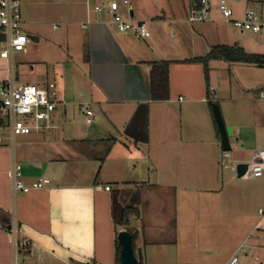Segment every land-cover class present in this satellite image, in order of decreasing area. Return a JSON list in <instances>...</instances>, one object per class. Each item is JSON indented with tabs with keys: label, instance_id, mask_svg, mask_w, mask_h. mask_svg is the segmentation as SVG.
Masks as SVG:
<instances>
[{
	"label": "crops",
	"instance_id": "crops-1",
	"mask_svg": "<svg viewBox=\"0 0 264 264\" xmlns=\"http://www.w3.org/2000/svg\"><path fill=\"white\" fill-rule=\"evenodd\" d=\"M118 1L124 19L147 24L149 38L121 33L109 15L96 14L104 0H21L22 29L36 41L13 56L16 81L55 82L60 104L53 128L19 136L13 147L0 131V224L16 221L19 239L30 243L24 264H117V236L127 228L142 264H226L234 256L237 264H264V177L243 180L242 189L218 172L222 143L210 105L221 110L231 149L233 141L246 158L264 150V67L194 60L219 45L264 55V34L228 22L221 0H210L203 23L189 22L199 0H128L131 10ZM226 1L234 20L248 9L264 19V0ZM155 64L168 70L164 100L152 98ZM68 69L81 83L68 88ZM9 70L0 57V87ZM88 95L99 106L90 124L68 109L76 99L91 107ZM0 119L5 126L1 112ZM13 161L27 185L41 178L50 185L14 197ZM203 195L211 204L205 223ZM123 209L127 227L118 225ZM200 227L208 238L200 240ZM182 228L179 240L160 239ZM14 256L13 236L0 226V264Z\"/></svg>",
	"mask_w": 264,
	"mask_h": 264
},
{
	"label": "built area",
	"instance_id": "built-area-1",
	"mask_svg": "<svg viewBox=\"0 0 264 264\" xmlns=\"http://www.w3.org/2000/svg\"><path fill=\"white\" fill-rule=\"evenodd\" d=\"M123 4L128 10L132 6L128 0ZM21 0H0V57L10 62V70L7 79L0 87V112L4 115L5 126H0V131L8 130V139L11 147L14 146L16 138L19 136L39 133L54 127L53 114L60 104L58 100L57 86L55 82H50L45 87L32 84H19L14 73L13 56L25 50L30 43V39L24 33L22 26ZM93 10L96 14H107L111 18V23L121 33L135 34L140 38H149L150 31L145 22L124 19L120 13V2L118 0H104L102 4L95 5ZM219 10L222 16L236 28L244 33L264 34V19L254 9H248L241 19L234 20L233 10L226 0H221ZM210 0H199L198 6L191 11L189 22L203 23L210 19ZM85 28L87 25L84 26ZM214 94V88H210ZM261 100H264V89L258 92ZM82 113L85 115L87 123L93 122L94 111L88 104H83ZM4 137L0 134V142ZM228 161V163H227ZM241 162H230V154L225 151L221 158L220 165L224 169H230L238 178V165ZM247 164L246 173L240 178L242 180H259L264 177V150L256 151ZM12 181V193L14 197L29 193L37 189H45L50 185V180L41 178L32 185H27L22 179V167L13 161L10 170ZM110 191V187H106ZM0 226L8 231L14 239L15 256L12 264H24L22 253L28 252L30 243L19 239V228L16 221H12L7 227ZM238 257L234 256L226 264H237Z\"/></svg>",
	"mask_w": 264,
	"mask_h": 264
},
{
	"label": "rangeland",
	"instance_id": "rangeland-1",
	"mask_svg": "<svg viewBox=\"0 0 264 264\" xmlns=\"http://www.w3.org/2000/svg\"><path fill=\"white\" fill-rule=\"evenodd\" d=\"M231 25V28L233 27V28H235L232 24H230ZM117 30V29H116ZM30 43H34L33 41H30ZM31 63H27L26 65H27V68L28 69H30V67H31V65H30ZM21 73H22V70H21ZM81 75V73H74L73 72V70H70V69H68V75H66L65 76V79H66V83H67V86H68V88H70L71 86H73L74 85V83L76 82V80H79V82L81 83V78L79 77ZM22 84H32L31 83V81H29L28 79H26V78H24L23 80H22ZM57 86V85H56ZM40 87H44V86H40ZM85 88V87H84ZM57 92H58V89H57ZM85 94V93H84ZM58 98H59V95H58ZM72 98V97H71ZM84 98H86L87 100H89V102L90 103H92L91 104V108H92V110L93 111H96V110H98L99 111V106L95 103V102H92V99H90L89 98V95L88 96H86V97H84ZM219 97L217 96V98H216V100L218 99ZM79 101H80V99H76V101H74V100H72V101H70V105H69V107H68V109L70 110V111H75L76 113H77V115L78 116H81L82 118H86L83 114H81L80 113V110L83 108V105H82V107L79 105ZM216 103V101L214 102V104ZM178 107H179V105H178ZM94 114H96L95 112H94ZM96 116V115H95ZM95 116L93 117L94 119H95ZM8 131V130H7ZM232 141V140H231ZM232 143V149L229 151V154H230V162H231V164H233L236 160H241V161H243L244 163H248L250 160H251V158H252V155L250 156V157H244V155H245V150H243L241 147H239V149L237 150L236 149V147L234 146V143H233V141L231 142ZM223 155H224V151L222 150L221 151V157H220V159L218 158L216 161H217V165H216V169L218 170V172L219 173H221V174H223L224 176H225V181L227 180H231L232 182V184H234L236 187H240V188H245L249 183L248 182H245V181H243L242 179H238L236 176H235V173L233 172V171H231L230 169H224V168H222L221 167V165H220V162H221V158L223 157ZM227 163H228V161H227ZM150 169L152 170V166L151 165H149V164H147L146 163V182H148V179L149 178H152L151 177V175L150 174H152V171H150ZM226 181V182H227ZM228 186V185H227ZM157 194L159 195V192H157ZM208 196L206 195V196H202L201 198H199V201H200V213H199V215H200V217H201V220L205 223V222H207L208 220H207V217L210 215V214H206V213H203V211H206V209H209V208H211L210 206H211V204L210 203H208V198H207ZM212 197V196H211ZM160 202V200L158 201V203ZM214 204L216 203V201L214 200V202H213ZM215 205H217V203L215 204ZM142 207H143V205H142ZM145 207V206H144ZM215 208H217V207H215ZM203 213V214H202ZM140 225H141V223H140ZM171 225V224H170ZM142 228H143V226H142ZM183 229L184 228H182V229H179V232H177L176 230H173V229H169L168 230V232L166 233V234H163L162 236H161V238L160 239H162V240H166V241H173V242H175L176 240H179L180 238H181V234L182 233H184V231H183ZM186 230V229H185ZM207 231H203V227H200L199 228V238H200V240L201 239H206V238H208V233H206ZM142 236V235H141ZM186 236L188 237L189 236V234H187L186 233ZM213 237H216L217 238V236H213ZM170 246H168L167 248H169ZM137 252L138 251H136V255H137ZM138 256V255H137ZM146 264V263H145Z\"/></svg>",
	"mask_w": 264,
	"mask_h": 264
},
{
	"label": "trees",
	"instance_id": "trees-1",
	"mask_svg": "<svg viewBox=\"0 0 264 264\" xmlns=\"http://www.w3.org/2000/svg\"><path fill=\"white\" fill-rule=\"evenodd\" d=\"M1 39V36H0ZM195 61L202 62L206 67L208 63L212 60H223L230 63H240L246 65H252L257 67H264V55L253 54L245 51L243 48L239 46H224L219 45L213 47L211 52L203 58L194 59ZM156 67L153 68L150 76L151 81V94L152 98L155 100H164L168 96V85H169V75L168 70L163 64H155ZM159 65H162L159 67ZM210 105L213 106L214 102H210ZM4 123L3 119H0V125ZM127 209L124 210L122 223L124 226L127 225L126 215ZM5 223V226H9L10 224ZM127 230L131 232L128 228ZM135 238L133 236V247L135 250ZM121 246L118 243V258L117 264H121ZM141 262V260H140Z\"/></svg>",
	"mask_w": 264,
	"mask_h": 264
},
{
	"label": "water",
	"instance_id": "water-1",
	"mask_svg": "<svg viewBox=\"0 0 264 264\" xmlns=\"http://www.w3.org/2000/svg\"><path fill=\"white\" fill-rule=\"evenodd\" d=\"M31 41H36L35 37L28 35ZM213 113L218 126L221 137L222 150L229 152L231 150L228 134L226 131L225 123L222 117L221 110L218 105H213ZM247 171V164L242 163L238 165V179H240ZM124 209L121 211L118 225H122ZM117 240L121 246V264H142L135 254L133 247V235L127 231L122 230L118 233Z\"/></svg>",
	"mask_w": 264,
	"mask_h": 264
}]
</instances>
